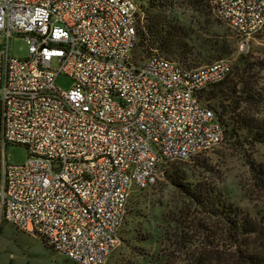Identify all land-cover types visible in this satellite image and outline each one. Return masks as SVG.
Masks as SVG:
<instances>
[{
	"label": "built area",
	"instance_id": "1",
	"mask_svg": "<svg viewBox=\"0 0 264 264\" xmlns=\"http://www.w3.org/2000/svg\"><path fill=\"white\" fill-rule=\"evenodd\" d=\"M210 3L241 50L264 25V0ZM142 19L134 0H0V223L76 264H105L132 187L224 136L201 92L228 77L230 58L186 66L154 50L135 60ZM13 34L26 56L9 54ZM8 143L25 146L23 163L7 162Z\"/></svg>",
	"mask_w": 264,
	"mask_h": 264
},
{
	"label": "rangeland",
	"instance_id": "2",
	"mask_svg": "<svg viewBox=\"0 0 264 264\" xmlns=\"http://www.w3.org/2000/svg\"><path fill=\"white\" fill-rule=\"evenodd\" d=\"M163 14L194 32L192 42L201 53L206 54L205 49L215 46L213 43L218 40L228 44L231 52L222 57L230 58L231 75L237 71L235 79L239 81V87H247L256 93L260 101L253 108L264 115V25L248 38L247 45L241 50V37L216 17L213 8L198 12L185 3L176 2L172 8L164 10ZM3 48L4 36L0 33V52ZM8 52L16 57L26 56L27 44L21 35H11ZM52 66H56L54 61ZM54 84L59 89L66 90L71 79L60 74ZM208 89L210 87L204 92ZM207 102L215 105V99ZM246 139L242 136L238 140L228 141L223 137L218 144L200 151L190 159L163 161L162 165L167 170L172 163L191 170L202 181L217 187L224 194L228 193L230 200H234L250 216L264 221V193L255 185L250 170L252 161L264 164V142H248ZM5 156L7 162L21 164L27 158V150L22 144L8 143L5 146ZM201 157L206 163L204 169L192 165L195 159ZM133 205L137 206L138 214L130 219L128 211ZM204 217L165 174L144 188L132 187L118 230L117 245L109 253L105 264H186L187 251L194 247L184 240H202L197 225L207 223ZM125 220L127 225L124 224ZM261 225L263 234H260L262 239L258 240L264 250V222ZM213 229L218 231L216 227ZM145 236L148 238L143 239ZM0 264L76 263L48 247L39 236L2 222Z\"/></svg>",
	"mask_w": 264,
	"mask_h": 264
},
{
	"label": "trees",
	"instance_id": "3",
	"mask_svg": "<svg viewBox=\"0 0 264 264\" xmlns=\"http://www.w3.org/2000/svg\"><path fill=\"white\" fill-rule=\"evenodd\" d=\"M134 1L143 16L142 23H138L136 29L137 42L133 52L135 60L157 50L186 66H198L230 54V46L221 40L213 43L215 46L205 49L206 54L201 53L192 42L194 32L163 14L164 10L172 8L176 2L185 3L198 12L208 11L212 8L210 0ZM236 77L237 71L236 74L230 73L207 91L202 90L201 96L204 92L202 97L205 100L215 99V105L211 106L217 113L226 140H238L243 136L248 142H264V115H260L253 108L260 100L253 90L239 87ZM205 164L202 157L192 162L194 167L202 169ZM250 170L255 185L264 193V164L252 161ZM165 175L185 193L194 208L210 224L198 223V231L202 234L201 241L196 238L184 240L194 247L187 251L186 264H264V250L258 240L262 239L261 223L264 221L250 216L234 200H230L228 193L224 194L217 187L202 181L189 169L172 163L169 170L165 169ZM128 214L130 219L135 217L138 214L137 206H130ZM124 224H128L127 220ZM215 227L217 232L213 229Z\"/></svg>",
	"mask_w": 264,
	"mask_h": 264
}]
</instances>
